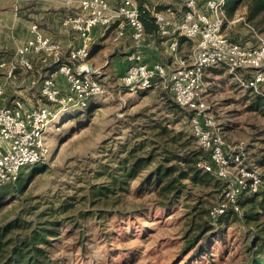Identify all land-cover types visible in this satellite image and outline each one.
Segmentation results:
<instances>
[{
    "label": "rangeland",
    "instance_id": "obj_1",
    "mask_svg": "<svg viewBox=\"0 0 264 264\" xmlns=\"http://www.w3.org/2000/svg\"><path fill=\"white\" fill-rule=\"evenodd\" d=\"M142 1L151 10L160 2ZM159 8L164 9L163 5H157L156 9ZM224 33L232 42L257 46V35L264 39V15L250 21L246 3H242L232 18L227 17ZM191 48L192 43L184 42L182 53L188 54ZM104 50L106 57H97L101 64H106L110 76L102 80L105 93L95 97L88 108L64 113L48 129L46 160L22 171V185L18 188L22 191L6 197L0 222L22 215L24 220L39 223L51 220L47 214L63 204L70 207L52 217L59 221L54 226L56 236L49 239L54 264L264 262V214L249 223L245 222L244 211L217 224L209 221V211L222 199L223 184L219 187L184 181L187 188L183 195L169 206H160L156 191L144 184L146 175L155 168L157 161H154L150 167H140L138 179L122 185L117 194L100 201L92 197L93 188L111 184V174L123 160L129 158L130 165L134 163L130 157L133 149H139L134 151L135 156H147L155 148V154H160L159 144H151L153 126L157 123L168 121L167 127L174 135H182L177 147L180 154L199 147L186 113L170 112L163 91L131 94L124 90L112 62L120 49L108 44ZM47 69L40 70L38 76L54 71L53 67ZM204 81L210 116L223 128L226 145L234 148L243 144L246 164L256 169L264 181V164L260 163L264 162V107L253 104L258 95L243 88L221 67L208 69ZM169 97L173 99L172 95ZM38 98L46 103L41 92ZM187 139L193 142L186 143ZM89 214L94 215L88 217ZM206 226L212 229L207 230ZM194 240L198 242L196 247L191 244Z\"/></svg>",
    "mask_w": 264,
    "mask_h": 264
},
{
    "label": "built area",
    "instance_id": "obj_2",
    "mask_svg": "<svg viewBox=\"0 0 264 264\" xmlns=\"http://www.w3.org/2000/svg\"><path fill=\"white\" fill-rule=\"evenodd\" d=\"M160 0L164 9L151 11L157 35L167 44L170 62H150L145 54L146 29L138 0H64L76 11L66 13L62 25L76 33L83 45L69 52L63 61V48L47 37L38 24L30 27V36L13 57H0V75L15 81L18 73L37 76L42 68L53 67L51 75L41 78V94L46 103L27 107L21 100L12 106H0V183L16 181L23 169L42 163L49 154L48 129L72 109L88 108L91 101L105 93L100 79L89 66L93 31L103 27L104 36L115 28L114 41L131 30L132 50L127 54L129 66L120 75V86L131 94L160 90L172 95L175 102L190 113L188 122L198 146L208 155L197 168L224 183L222 199L209 211L211 220L227 212L242 215L241 195L256 192L262 184L261 174L246 164L243 144L226 145L223 128L210 116L205 73L210 68H224L245 89L264 98V39L257 35V46L232 42L225 35L227 23L225 0ZM178 1V0H177ZM153 44L157 38L152 40ZM183 42L192 43L188 54ZM40 75V74H39ZM64 77V87L59 78ZM4 87L0 84V98Z\"/></svg>",
    "mask_w": 264,
    "mask_h": 264
},
{
    "label": "trees",
    "instance_id": "obj_3",
    "mask_svg": "<svg viewBox=\"0 0 264 264\" xmlns=\"http://www.w3.org/2000/svg\"><path fill=\"white\" fill-rule=\"evenodd\" d=\"M242 3H246L248 19L250 21H254L260 15H264V0H225L227 17L232 18L237 7ZM143 4L144 1L140 0L139 5L143 11L142 21L146 29V34L147 36L150 35L151 37L158 38L157 27L151 11L144 10ZM157 10H160V8ZM100 49V47H97L96 51ZM93 53H95V51L92 52V54ZM63 61H66L65 56H63ZM162 94L168 99L167 105L170 112H173L175 115L186 113V116L189 118L190 113L181 108L170 98V94L166 92H162ZM255 99L256 100L253 101L254 107H264L262 96L258 95ZM167 124L170 123L167 121L164 123H157L153 126L155 132L151 144H159L158 150H160V154H155L157 148L144 157L135 156V152L139 149L131 150L132 153L130 152V157L135 160L134 163L130 165L129 158L123 160L118 170H116L114 174H111V184L102 188H93L91 191L92 197L100 201L101 199H107L110 195L117 194L118 191L123 189L122 185H125L128 181H135L138 179L140 167H150L153 165L154 161H157L155 168L146 175L144 184L151 185L153 191H156L160 198V206H169L173 204L176 199H179L187 188L184 184V181L187 180L192 181L194 184L205 182L213 183L219 187L221 184L224 185L223 182L217 179V181L213 180L209 173H204L197 168V164L201 160L208 158L207 153L200 147L191 148V150H189L190 152L185 154H180V152L177 151L182 135H174L175 132L168 128ZM155 137H158L160 140H155ZM192 142V139H187L186 143ZM157 156L159 160H157ZM260 163L264 164V162ZM21 183L22 180L20 177L11 183H0V212L6 206L5 200L8 195L20 194L22 190H18V188L22 185ZM239 205L242 212L244 211L243 215L245 222L258 221L259 216L264 214V181H262L261 186L256 192L250 190L245 191L240 197ZM69 209L71 208L63 204L58 209H54L50 214H47L50 216L49 219L51 220H43L39 223L33 220H24L22 215L18 216L16 220L1 221L0 264H54V260H52L50 255L51 242L49 239L50 237L56 236V228L54 226H56L59 221L52 220V217L58 214L57 212L65 213ZM92 215L94 214H89L87 216L91 217ZM229 215L239 216V214L229 211L218 220L214 221L210 219L209 221L217 224L227 216L229 217ZM228 217L227 220H230ZM82 219L85 220V216H82ZM206 228L207 230L212 229L211 226H206ZM258 239L261 240L260 237H258ZM197 243L196 240H194L191 244L196 247ZM260 250H262V245H260ZM254 264H264V262L255 260Z\"/></svg>",
    "mask_w": 264,
    "mask_h": 264
},
{
    "label": "crops",
    "instance_id": "obj_4",
    "mask_svg": "<svg viewBox=\"0 0 264 264\" xmlns=\"http://www.w3.org/2000/svg\"><path fill=\"white\" fill-rule=\"evenodd\" d=\"M148 1L151 4L154 3V0ZM158 3L153 8H156ZM173 3L178 5L179 0L178 2L174 0ZM76 9L77 4L69 6L64 0H0V57H13L17 50L26 44L30 36V27L34 23L39 25L45 36L57 41L62 46L65 57L71 50L82 47L83 42L79 36L62 25L65 14L76 11ZM104 32L103 27H98L93 31L96 42L92 47L91 54L94 51L95 53L90 55L89 63L95 70L101 72V80H108L110 76L106 71V64H101L97 56L104 55V48L108 44H115L116 47H119L120 52L114 55L112 62L115 75L120 76L129 66L127 54L132 50L133 41L130 29H126V37L118 42L114 41L115 28L105 36ZM155 38L157 37H151L150 35L145 37L147 60L153 63L159 61L169 63L170 56L167 52L166 41L158 37L154 45L152 40ZM97 47L101 49L96 51ZM103 57H106V54ZM45 75H47V72L39 76L20 72L16 80L12 82L0 75V84L4 87V94L0 98V106H12L15 100L23 101L27 107L40 105L41 99L38 96L41 92V81L39 80ZM59 81L66 87L67 82L64 77H60ZM37 82H40L39 85H37Z\"/></svg>",
    "mask_w": 264,
    "mask_h": 264
},
{
    "label": "water",
    "instance_id": "obj_5",
    "mask_svg": "<svg viewBox=\"0 0 264 264\" xmlns=\"http://www.w3.org/2000/svg\"><path fill=\"white\" fill-rule=\"evenodd\" d=\"M89 68L94 75H98L101 73L99 70H95L92 65H90Z\"/></svg>",
    "mask_w": 264,
    "mask_h": 264
}]
</instances>
